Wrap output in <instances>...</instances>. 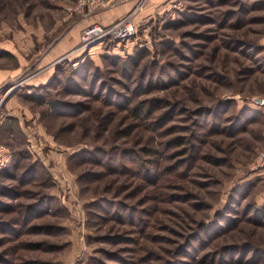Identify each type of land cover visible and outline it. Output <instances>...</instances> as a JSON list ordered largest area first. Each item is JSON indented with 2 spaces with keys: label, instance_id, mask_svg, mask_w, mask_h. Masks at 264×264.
I'll return each instance as SVG.
<instances>
[{
  "label": "rangeland",
  "instance_id": "1",
  "mask_svg": "<svg viewBox=\"0 0 264 264\" xmlns=\"http://www.w3.org/2000/svg\"><path fill=\"white\" fill-rule=\"evenodd\" d=\"M74 2L0 0V264H264V0Z\"/></svg>",
  "mask_w": 264,
  "mask_h": 264
},
{
  "label": "built area",
  "instance_id": "2",
  "mask_svg": "<svg viewBox=\"0 0 264 264\" xmlns=\"http://www.w3.org/2000/svg\"><path fill=\"white\" fill-rule=\"evenodd\" d=\"M125 1L127 0H75V4H73L69 10L71 13L76 11L82 16H87L97 9L113 7ZM133 1H135L133 10L142 7L145 3V0ZM136 31L137 24L134 17H130V15L121 16L120 19L105 25L99 22H91L82 27L80 31V42L83 46H87L95 42H103L106 40L121 41L133 37L136 35ZM257 159L260 165L264 166V150L258 153Z\"/></svg>",
  "mask_w": 264,
  "mask_h": 264
},
{
  "label": "crops",
  "instance_id": "3",
  "mask_svg": "<svg viewBox=\"0 0 264 264\" xmlns=\"http://www.w3.org/2000/svg\"><path fill=\"white\" fill-rule=\"evenodd\" d=\"M150 1V2H149ZM156 0H145L144 5L152 4ZM135 4V1L133 0H127L125 2L120 3L119 5L113 6V7H105L104 9L97 10L91 14H89V17L87 20L88 23L91 22H99L103 25L114 22L121 18L125 13H127ZM137 24V21H136ZM88 25V24H86ZM85 25V26H86ZM72 38L75 39L76 34L71 32ZM77 39V38H76ZM67 48V39H60L58 43H56L52 48H50L47 53V62L51 61L53 58L58 57L59 54L66 51Z\"/></svg>",
  "mask_w": 264,
  "mask_h": 264
},
{
  "label": "trees",
  "instance_id": "4",
  "mask_svg": "<svg viewBox=\"0 0 264 264\" xmlns=\"http://www.w3.org/2000/svg\"><path fill=\"white\" fill-rule=\"evenodd\" d=\"M165 45H170V47H173L171 44L169 43H165ZM145 53L144 52H139L137 53L136 57L134 58H131V62L132 64L134 65H138V61L140 59V57H142ZM124 64L127 66V61H124ZM168 77H171L170 75ZM160 80H163L160 78ZM158 81V80H157ZM174 81V80H172ZM151 85H154L153 83V80L151 81L150 83ZM163 84H166V83H162L160 86H163ZM166 86V85H165ZM150 89V88H149ZM145 91H148L147 90H144L142 92H145ZM29 97L30 98H33V99H39L38 98V95H34V94H29ZM122 101V100H121ZM120 101V102H121ZM162 104L164 103L163 100L161 99V97H158V96H154L153 98L149 99V100H144V99H141L139 100V102H137V104L133 105L131 108H132V111L134 112V114L136 116H139L141 113H149L150 115L154 112V108H156V104ZM52 104L55 106V103L52 102ZM173 111L172 108L168 111H164L159 117H158V120L156 122L153 123L154 126L156 127H161V125L170 120V118L173 116ZM182 142V138H178L177 139V143H181ZM186 151V149H185ZM177 153H182V151H177Z\"/></svg>",
  "mask_w": 264,
  "mask_h": 264
}]
</instances>
